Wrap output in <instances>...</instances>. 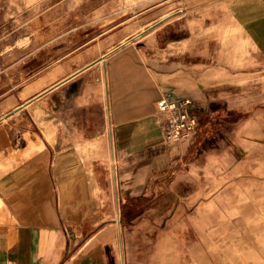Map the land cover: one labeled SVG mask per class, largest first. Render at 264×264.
Listing matches in <instances>:
<instances>
[{
	"label": "crops",
	"instance_id": "0c3cea01",
	"mask_svg": "<svg viewBox=\"0 0 264 264\" xmlns=\"http://www.w3.org/2000/svg\"><path fill=\"white\" fill-rule=\"evenodd\" d=\"M219 10L35 46L0 7V264H264V0ZM163 96L198 122L176 144Z\"/></svg>",
	"mask_w": 264,
	"mask_h": 264
},
{
	"label": "rangeland",
	"instance_id": "374dc122",
	"mask_svg": "<svg viewBox=\"0 0 264 264\" xmlns=\"http://www.w3.org/2000/svg\"><path fill=\"white\" fill-rule=\"evenodd\" d=\"M1 1V14L4 19L13 15L12 19L5 20H35L28 26L27 24L20 26L18 33L24 34L25 37L26 33L32 34L34 40L32 39L29 44L39 46L43 43L42 38H45L44 41H46V36H50L49 39L54 38L61 31L72 27L71 25H61L54 20H99L98 24L94 25V29H97L98 33L125 26L124 30L137 31L136 39L141 32L143 43L145 38H150L148 36H153L157 31L181 28L184 20H211L208 17H218L221 12L219 6L230 8L237 0ZM7 2L11 3L7 4ZM11 4L12 8H10ZM171 20L179 21H174V24L171 25ZM43 34L44 37H42ZM27 42L26 44H28ZM1 63L2 59L0 58Z\"/></svg>",
	"mask_w": 264,
	"mask_h": 264
},
{
	"label": "built area",
	"instance_id": "2783aa9c",
	"mask_svg": "<svg viewBox=\"0 0 264 264\" xmlns=\"http://www.w3.org/2000/svg\"><path fill=\"white\" fill-rule=\"evenodd\" d=\"M187 98L161 97L156 102V115L167 144H176L192 136L198 126Z\"/></svg>",
	"mask_w": 264,
	"mask_h": 264
}]
</instances>
